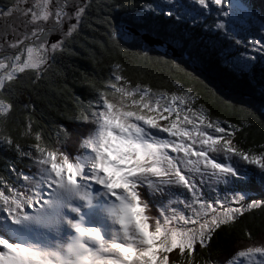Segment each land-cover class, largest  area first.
<instances>
[{
	"label": "snow or ice",
	"instance_id": "6c2138e0",
	"mask_svg": "<svg viewBox=\"0 0 264 264\" xmlns=\"http://www.w3.org/2000/svg\"><path fill=\"white\" fill-rule=\"evenodd\" d=\"M0 22V264H264L247 219L264 213V0H7ZM81 26L110 60L53 142L27 93ZM149 66L155 86L125 74Z\"/></svg>",
	"mask_w": 264,
	"mask_h": 264
},
{
	"label": "trees",
	"instance_id": "16d2710c",
	"mask_svg": "<svg viewBox=\"0 0 264 264\" xmlns=\"http://www.w3.org/2000/svg\"><path fill=\"white\" fill-rule=\"evenodd\" d=\"M7 3V0H0V5ZM101 32H93L87 26H81L79 36L73 37V43L70 45L72 53L65 54L62 59H58L56 64L52 66L50 75L45 78V81L36 86L34 91H29L28 96L31 97V101L35 104L36 110L32 116L34 121L33 127L37 124L43 130L45 136H51L53 142L55 141V123L67 124L66 119H61L62 114H70L73 108L74 102L71 98L75 95L81 99H85L89 96L88 91L84 88V77L95 78L97 81L101 80L104 75V71L109 63V56L101 51L96 40H100ZM93 54H95L96 62H93ZM121 62L125 65L130 64V60L121 59ZM126 75L135 82L137 76H140L142 82H149L155 86L158 82V78L161 76L166 77L167 72L161 70L155 66H149L147 75L142 76L139 72L136 75L132 74V71H126ZM65 79L66 83L71 86V95L65 94L62 88L61 80ZM201 95L209 102L210 106L214 109L215 114L229 115V113L219 104L211 103L209 96L203 92ZM22 103L26 102V96L21 95L19 97ZM232 119H236L235 116ZM261 134L254 135L252 131H249L246 137V141L250 144L253 140L259 142ZM238 139H240L238 137ZM24 143V141H21ZM69 150H73L72 141H69ZM9 154L0 152V157L7 156ZM2 167V165H0ZM249 227L252 225H259L254 228V236H259L260 229L264 227V213L254 212L250 218ZM241 225H237L230 230V236L223 239V248L226 249L232 241L239 239L242 235L240 232ZM223 251L216 253L218 257L223 256Z\"/></svg>",
	"mask_w": 264,
	"mask_h": 264
},
{
	"label": "rangeland",
	"instance_id": "374dc122",
	"mask_svg": "<svg viewBox=\"0 0 264 264\" xmlns=\"http://www.w3.org/2000/svg\"><path fill=\"white\" fill-rule=\"evenodd\" d=\"M0 23H2V22H0Z\"/></svg>",
	"mask_w": 264,
	"mask_h": 264
}]
</instances>
